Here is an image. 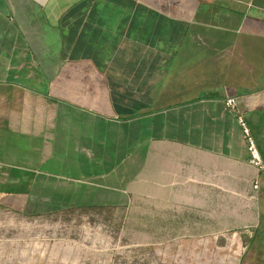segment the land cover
<instances>
[{
  "label": "crops",
  "instance_id": "1",
  "mask_svg": "<svg viewBox=\"0 0 264 264\" xmlns=\"http://www.w3.org/2000/svg\"><path fill=\"white\" fill-rule=\"evenodd\" d=\"M21 93L38 100H10ZM227 97L264 160V0H0V149L11 134L27 146L10 165L40 175L35 190L66 173L77 204L168 237H241L232 260L178 264H264V173ZM183 166L257 178L256 213H213L212 187L185 183Z\"/></svg>",
  "mask_w": 264,
  "mask_h": 264
},
{
  "label": "rangeland",
  "instance_id": "2",
  "mask_svg": "<svg viewBox=\"0 0 264 264\" xmlns=\"http://www.w3.org/2000/svg\"><path fill=\"white\" fill-rule=\"evenodd\" d=\"M10 100H38L35 94H14ZM8 137V136H7ZM0 149V264H178L180 261L232 260L241 250L238 231L202 239L168 237L160 227L128 219L120 208L74 202L81 190L66 188L65 174L59 189L35 190L34 174L22 173L10 164L27 146L11 134ZM57 179V178H56ZM218 246L217 256L194 254V246ZM202 256V257H201Z\"/></svg>",
  "mask_w": 264,
  "mask_h": 264
},
{
  "label": "built area",
  "instance_id": "3",
  "mask_svg": "<svg viewBox=\"0 0 264 264\" xmlns=\"http://www.w3.org/2000/svg\"><path fill=\"white\" fill-rule=\"evenodd\" d=\"M226 109L232 113L238 122L241 130V138L248 153V164L264 173V160L262 159L250 129L237 108V99L227 97L225 99ZM182 170L188 172L179 174V177L189 184H208L212 187V211L219 216L234 217L243 221H248L256 213V207L260 194V182L257 178L241 179L233 173H227L221 166L214 167L213 170L201 168L197 176L193 173V168L183 166ZM212 175L211 179L207 177Z\"/></svg>",
  "mask_w": 264,
  "mask_h": 264
}]
</instances>
